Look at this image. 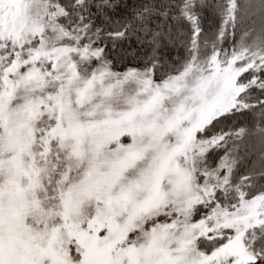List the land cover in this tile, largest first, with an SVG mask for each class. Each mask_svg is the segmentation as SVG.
Returning a JSON list of instances; mask_svg holds the SVG:
<instances>
[{
	"label": "rangeland",
	"instance_id": "1",
	"mask_svg": "<svg viewBox=\"0 0 264 264\" xmlns=\"http://www.w3.org/2000/svg\"><path fill=\"white\" fill-rule=\"evenodd\" d=\"M59 11L0 0V264L253 261L264 193L200 212L231 169L207 159L221 136L199 132L239 103L256 51L157 79L114 68Z\"/></svg>",
	"mask_w": 264,
	"mask_h": 264
},
{
	"label": "trees",
	"instance_id": "2",
	"mask_svg": "<svg viewBox=\"0 0 264 264\" xmlns=\"http://www.w3.org/2000/svg\"><path fill=\"white\" fill-rule=\"evenodd\" d=\"M56 7L66 28L94 32L114 68H149L157 79L212 53L227 58L243 43L246 54L254 49V64L240 76L239 103L199 132L221 136L207 159L231 170L224 187L198 210L264 193L263 0H54ZM247 235L255 254L249 264H264V219Z\"/></svg>",
	"mask_w": 264,
	"mask_h": 264
},
{
	"label": "bare ground",
	"instance_id": "3",
	"mask_svg": "<svg viewBox=\"0 0 264 264\" xmlns=\"http://www.w3.org/2000/svg\"><path fill=\"white\" fill-rule=\"evenodd\" d=\"M34 210H35V209H34ZM72 243H73V240H72V239L68 240V244L72 245ZM77 248H78V247H77Z\"/></svg>",
	"mask_w": 264,
	"mask_h": 264
}]
</instances>
